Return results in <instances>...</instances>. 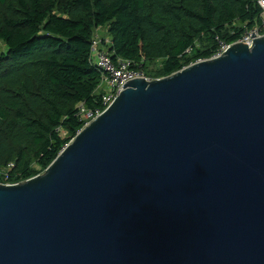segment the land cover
<instances>
[{
    "label": "water",
    "instance_id": "1",
    "mask_svg": "<svg viewBox=\"0 0 264 264\" xmlns=\"http://www.w3.org/2000/svg\"><path fill=\"white\" fill-rule=\"evenodd\" d=\"M136 79L24 183L0 264H264V37Z\"/></svg>",
    "mask_w": 264,
    "mask_h": 264
},
{
    "label": "trees",
    "instance_id": "2",
    "mask_svg": "<svg viewBox=\"0 0 264 264\" xmlns=\"http://www.w3.org/2000/svg\"><path fill=\"white\" fill-rule=\"evenodd\" d=\"M258 1L0 0V169L14 164L10 183L43 174L83 128L79 105L104 109L92 62L100 28L113 62L135 63L152 80L158 62L165 78L260 25Z\"/></svg>",
    "mask_w": 264,
    "mask_h": 264
},
{
    "label": "built area",
    "instance_id": "3",
    "mask_svg": "<svg viewBox=\"0 0 264 264\" xmlns=\"http://www.w3.org/2000/svg\"><path fill=\"white\" fill-rule=\"evenodd\" d=\"M258 6L261 9V23L254 28H247L240 39L233 44L244 43L249 48H252L253 40L264 37V0L258 1ZM105 43H109L105 40ZM233 44L219 43V49L217 53L210 59H216L221 57ZM207 61V60H206ZM92 62L102 73V87L109 89V93L103 96L104 109H88L84 105H79L78 116L80 121L84 123V126L89 125L92 121L96 120L102 113L113 103V101L122 93L123 86L130 81L136 79L149 80L141 66L135 68L137 65L129 61L118 59L117 62H113L109 56L107 48L103 45V39L97 34L92 42ZM201 62V61H200ZM14 168V164H10L7 168L0 169V176L4 177V181L0 182L2 185L14 186L21 183H10L11 170ZM39 176V175H38Z\"/></svg>",
    "mask_w": 264,
    "mask_h": 264
},
{
    "label": "rangeland",
    "instance_id": "4",
    "mask_svg": "<svg viewBox=\"0 0 264 264\" xmlns=\"http://www.w3.org/2000/svg\"><path fill=\"white\" fill-rule=\"evenodd\" d=\"M97 34L102 39H107V41L109 42V33H108L107 28H100L99 30H97ZM3 52H6V47L4 46V44L2 42H0V54L3 53ZM160 66H161V64L157 62L156 64H153V65H151L149 67L148 71H149L151 77L153 78V80H157V79H162L163 78V77L160 78V76H161V72H160L161 67ZM145 76H146V74H145ZM149 80H152V79H149ZM101 91L104 92V94L110 92L109 89H107L106 87H102ZM33 166H34V168L38 169L37 164H34Z\"/></svg>",
    "mask_w": 264,
    "mask_h": 264
}]
</instances>
